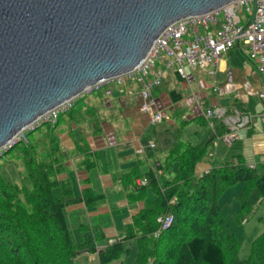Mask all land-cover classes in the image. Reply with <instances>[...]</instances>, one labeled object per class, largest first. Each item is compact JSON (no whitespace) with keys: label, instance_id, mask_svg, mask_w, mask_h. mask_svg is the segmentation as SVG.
<instances>
[{"label":"trees","instance_id":"1","mask_svg":"<svg viewBox=\"0 0 264 264\" xmlns=\"http://www.w3.org/2000/svg\"><path fill=\"white\" fill-rule=\"evenodd\" d=\"M163 82L164 78L155 91ZM44 125L51 126L45 137L20 142L0 158V264H75L84 253L96 256L98 264H111L128 254L130 243L136 247L133 264H264V227L250 243L247 257L241 258L245 234L239 237L230 230L219 203L225 190L241 183L236 198L240 213L249 212L253 191L260 198L258 206L263 205L264 171L241 160L195 174L196 164L223 129L212 132L200 146L178 140L164 163L154 161L143 175L138 171L125 175L121 183L128 202H143V208L124 227L122 237L107 240L97 226L88 224H79L78 237H73L68 209L79 204L95 207L101 196L87 189L76 197L69 181L59 179L66 155L57 137L51 138L57 120L35 131ZM175 163L177 170L170 179ZM148 189L154 195L151 202L145 201ZM168 216L172 224L162 230L157 220ZM233 218L238 220V215ZM101 242L105 244L98 248Z\"/></svg>","mask_w":264,"mask_h":264},{"label":"crops","instance_id":"2","mask_svg":"<svg viewBox=\"0 0 264 264\" xmlns=\"http://www.w3.org/2000/svg\"><path fill=\"white\" fill-rule=\"evenodd\" d=\"M243 55L245 54L241 45L222 54L217 65L213 67L214 74H210L212 68L201 70L185 66L186 78H181L175 67L166 69L161 64L159 68L163 71L164 82L154 95L157 107L164 118L158 124H151L149 116L139 111L137 99L120 92L123 95L116 98V104L110 99L104 101L106 104L101 107L106 108V115L89 112L88 116L85 113L87 119L73 116V120H66L63 128L59 126L62 131V134H59L60 145L66 155L65 172L59 176V179L69 181L76 197L81 196L82 191L87 189L92 190L95 196H101L95 207L86 208L84 204H79L69 208L67 212L70 216L78 217L82 211H85L90 219H99V224L94 223L91 226H97V230L104 234L105 239L122 237L124 227L131 223L132 217L143 208L144 204L128 202L126 190L121 183L124 176L133 171L143 175L150 170L154 161L164 163L167 153L178 140L200 146L211 137L212 132H218L220 128L223 129V134L213 140L207 154L196 164V175L204 174L212 168H219L227 163L236 164L241 160L251 169L264 171V99L259 97L264 91V85L260 75H256L254 69L243 61ZM200 100L204 102V109L222 107L229 112L236 109L253 114L251 127L241 130L237 141L227 146L221 140L226 128L219 122H214L213 130L209 127L202 116V109L198 106ZM112 110L113 114H109ZM178 118L181 119L179 124ZM162 124H166V127L156 128L158 133H155L153 138L145 140L149 127ZM84 126L86 129L89 127L86 135L81 133ZM56 130L58 131L59 128ZM220 143L233 149L224 150L220 148ZM151 144L154 146L151 147ZM78 146L82 147L81 151ZM176 170L175 163L170 170V179L174 178ZM74 182L76 190L73 187ZM235 185L233 189L225 190L226 193L224 192L222 197L223 204L227 206L230 203L232 207L227 209L224 206L225 210L222 208V211L228 214L226 215L229 218L228 222L235 223L234 230L240 232L241 224L247 225L248 219L233 218L240 213L241 207L238 201L234 202L231 198H237L243 189V184ZM146 192L145 201H153L152 190L148 189ZM251 196L252 194L248 197L250 207L253 205L252 201L258 205L260 202L258 194L256 198L253 195L250 199ZM115 209L117 213H113ZM254 212L257 213V206L254 207ZM114 214L116 216L123 214L122 225L113 222L117 220ZM103 215L105 217L100 218ZM262 218L261 220L264 219ZM104 244V242L98 243V248H103Z\"/></svg>","mask_w":264,"mask_h":264},{"label":"water","instance_id":"3","mask_svg":"<svg viewBox=\"0 0 264 264\" xmlns=\"http://www.w3.org/2000/svg\"><path fill=\"white\" fill-rule=\"evenodd\" d=\"M235 0H0V149L43 115L137 69L161 33Z\"/></svg>","mask_w":264,"mask_h":264},{"label":"built area","instance_id":"4","mask_svg":"<svg viewBox=\"0 0 264 264\" xmlns=\"http://www.w3.org/2000/svg\"><path fill=\"white\" fill-rule=\"evenodd\" d=\"M243 10L249 17L245 25H242V19L238 15ZM241 44L248 46L264 85V0H235L213 12L187 17L173 23L161 33L137 69L91 87L84 94H90L108 83L130 85L135 80L139 88L136 92L129 90L127 94L139 101V111L148 115L150 123L155 125L164 118L154 97L155 89L161 85L164 78L163 71L155 67L157 62L161 60L166 69L175 67L181 78H186L185 66L201 70L212 68L210 74H214L213 67L217 65L220 56ZM259 97L264 99V91ZM75 99L43 115L19 133L8 145L0 149V158L16 144L23 142L26 132H33L43 124L55 123L61 114L73 107ZM203 105V101H198L202 116L209 127L213 130L214 122H219L226 128L221 140L227 146L234 144L238 133L251 127L254 119V115L249 112L236 109L229 112L222 107L204 109ZM153 146L151 144V147ZM143 184L144 182H138V185ZM262 203L264 204V200ZM157 222L162 230H166L172 224V217H160Z\"/></svg>","mask_w":264,"mask_h":264},{"label":"rangeland","instance_id":"5","mask_svg":"<svg viewBox=\"0 0 264 264\" xmlns=\"http://www.w3.org/2000/svg\"><path fill=\"white\" fill-rule=\"evenodd\" d=\"M238 15L241 17L242 19V25H245L247 23V21L249 20L248 14L243 10L240 13H238ZM241 47L244 51L243 57V61L245 63L248 64V66L252 69H254V73L256 75L259 76V73L257 71V68L254 64V60L251 56V53L249 52V48L246 45L241 44ZM162 57H164V55H162ZM162 64V61L160 60L159 62L156 63L155 67L156 69H158ZM240 67H242L240 65ZM109 84V83H108ZM105 84L102 87H99L98 90L93 91L90 94H83L80 97H77L73 104V107L71 108L70 111L61 114L58 119H57V128H59V130H55L53 131V136H51V138L53 137H57L56 139L58 141H61V138L59 137V134H62V131L60 130L59 126H63L66 124V120L69 119L71 117V115L73 116H77L79 119H82L81 117L87 119L89 112L91 113H97L99 112V114H103L106 115V108L105 107H101L104 106L106 104H104V101L106 99H110L111 101L114 102V104H116L115 100L116 98H118L119 95H125L127 94V92L129 90H132L134 92H136V90L139 88V86L137 85L136 81L134 80L133 82H131L130 85L127 84H122V85H108ZM123 91V94H121L120 92ZM104 104V105H103ZM108 104V103H107ZM111 106L113 105V103L110 104ZM107 107V105H106ZM99 108V110H98ZM98 110V111H97ZM87 113V116L86 114ZM109 114H113V110L109 112ZM168 120V119H166ZM181 121L180 118L177 119V123L179 124ZM70 123H72L70 121ZM55 124V123H54ZM88 124V123H86ZM72 125V124H71ZM89 126V125H88ZM162 126L166 127V124H162L160 126H155V127H149L146 134H145V140H148L149 138H153L155 133H158V130L156 128L159 127V129L162 128ZM51 126L48 125H44L43 127H41L40 129H38L37 131H35L34 133L31 132H26L25 133V139H24V143H27L28 141H36V140H40L42 138V136H44L45 133H47V131H49ZM69 127V126H68ZM89 127L86 129L85 126L83 127V129L81 130V133H83V135H86V131L88 132ZM65 132V130H63V133ZM31 133V134H30ZM45 137V136H44ZM49 139H47L46 141H48ZM56 140V141H57ZM65 141V140H62ZM223 143V142H222ZM222 143H220V148H223L224 150H231L233 149V147H227L225 145H223ZM39 144V143H38ZM42 150V146L40 145V148ZM5 154V153H4ZM76 183L74 182V190H76ZM236 185H233L231 187H229V190L233 189ZM238 186V185H237ZM226 193V192H225ZM222 194V196L219 199V203L221 204L223 210H225V208L230 209V206L232 207V205H224L223 203V196L224 194ZM252 196L255 195V198L257 196V193L255 191H253ZM252 196L250 197V199H252ZM258 197V196H257ZM222 198V199H221ZM232 201L237 202L236 198H231ZM252 207L249 208V212H242L238 214V219L240 218H244L247 217V221L248 224L243 226L241 224L237 225L240 226V232H237L234 230V227H236L235 223H231L230 224V230L232 232H234L237 236L241 237L243 234H245L244 236V241L242 244V251H241V258H246L248 251H249V246L250 243L256 238V236H258V234H260V232L262 231V228L264 227V206L260 205L258 206L255 201H252ZM225 206V208H224ZM234 206V204H233ZM257 206V213L255 214L254 212V207ZM117 209H115L113 211V213H117ZM225 215L228 216V214L224 211L223 212ZM119 214V213H118ZM117 214V215H118ZM249 215V216H248ZM123 214L122 215H118L116 216L114 214V218H116L117 220H114L113 222H116L117 225H122L123 223ZM230 216V215H229ZM105 217L104 215L101 216L100 218ZM261 217H263L261 220ZM66 219H67V223L69 228L72 231V235L75 239H77L78 237V230H77V226L79 224H88V225H93L94 223L99 224V219L97 218H89L87 212L82 211L79 216H70L69 212H66ZM229 219V218H228ZM109 221V220H108ZM261 221V222H260ZM230 223V222H229ZM104 226V225H103ZM129 252L127 255H124L120 260L112 262L111 264H133L135 257H136V247H135V243H130L129 245H127ZM75 264H98V261L96 259V256L91 255V254H81L79 255L76 260H75Z\"/></svg>","mask_w":264,"mask_h":264}]
</instances>
